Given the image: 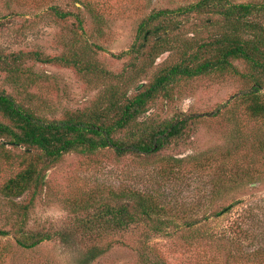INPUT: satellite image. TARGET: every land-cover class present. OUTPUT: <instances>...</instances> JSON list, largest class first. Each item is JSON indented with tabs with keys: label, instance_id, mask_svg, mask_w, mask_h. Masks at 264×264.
<instances>
[{
	"label": "rangeland",
	"instance_id": "374dc122",
	"mask_svg": "<svg viewBox=\"0 0 264 264\" xmlns=\"http://www.w3.org/2000/svg\"><path fill=\"white\" fill-rule=\"evenodd\" d=\"M198 1L0 0V51L4 55L35 51L51 57L67 54L91 67L82 75L71 66L26 59L22 72L17 73L20 85L0 69V90L30 104L49 120L105 105L109 88L117 83L132 96L139 84L150 82L163 68L177 63L186 42L216 33L192 32L204 30L206 16L177 17L175 21L185 27L169 32L174 42L156 57L153 46L159 36H166L157 28L165 23L154 21L148 38L140 32L141 25L154 12ZM53 7L71 16L56 18ZM234 64L241 72L249 71L243 61ZM40 74L47 77L30 85V77ZM251 88L250 80L232 73L181 80L152 100L138 121L120 135L131 141L141 131L163 128L183 115H205L181 139L151 156L119 157L113 149L65 154L44 171V185L33 201L31 193L17 200L31 206L30 228L51 232L54 239L26 249L17 244L13 234L0 236V264H81L94 245L109 249L90 264H259L232 258L228 252L236 246L223 248L188 228L196 224L221 237L248 205L264 207V116L251 115L241 98ZM224 104L227 106L222 109ZM218 108L221 114L212 115ZM5 150L11 159L4 158L0 148V229L14 232L20 215L3 198L1 188L24 167L25 148L7 145ZM122 192L132 199L133 194L152 197L171 221V229L152 232L146 221L125 232L84 233L81 226L85 222L95 226L94 216L104 206L128 200L127 196L117 197ZM231 204H236L231 213L210 216ZM255 210L261 212L260 207ZM64 230L69 239L62 238ZM260 239L264 242V221L254 225L245 246L254 250ZM142 243L145 258L140 254Z\"/></svg>",
	"mask_w": 264,
	"mask_h": 264
},
{
	"label": "trees",
	"instance_id": "16d2710c",
	"mask_svg": "<svg viewBox=\"0 0 264 264\" xmlns=\"http://www.w3.org/2000/svg\"><path fill=\"white\" fill-rule=\"evenodd\" d=\"M53 15L59 19H67L69 12H63L58 7L52 8ZM185 16H206L204 30L192 32H216L208 39H192L185 43L182 58L175 64L163 68L148 83H141L132 96L128 91H122L120 83L109 88L107 102L103 106L88 111L68 112L58 120H49L38 114L34 107L23 101H18L13 95L0 90V148L5 152L4 158L11 159L6 146L24 147V167L11 177L1 188V195L10 202L20 215L18 227L13 231L0 229V236L13 234L17 244L31 249L45 241L54 239L51 232L36 231L28 223L30 204L17 201L28 193L32 194V201L37 197L44 185V171L51 164L58 162L70 152L92 154L103 149H113L119 157L128 154L151 156L165 149L173 141L181 139L188 129L197 123L203 115H183L163 128L143 130L134 140L128 141L121 137L123 130L133 126L146 111L148 104L162 93H167L171 87L184 79H191L201 75L232 73L240 75L252 82V88L242 93L241 98L247 104V111L253 116H264V2H241L233 0H200L188 6L176 9H163L154 12L141 25L140 32L144 38L152 33L150 26L154 21L163 20L157 29H163L164 35L157 38L152 52L156 57L170 49L174 42L169 32L182 30L185 25L175 19ZM207 26V27H206ZM212 28L211 30L209 28ZM203 29V27H202ZM197 35V33H196ZM26 59L45 64H61L74 67L78 73L85 75L91 67L83 65L81 59L67 54L60 56H45L40 52H19L4 55L0 51V69L7 71L16 85L21 81L17 73L23 70ZM243 61L248 67L247 73L241 72L234 61ZM33 74V73H31ZM46 78L42 74L30 77V85ZM118 78V76H116ZM23 85V84H22ZM33 97V96H31ZM227 104H224L223 109ZM212 113L221 114L222 109ZM126 193H118L117 197H125ZM126 197L127 201L117 205L104 206L99 214L94 216L95 226L85 222L81 226L84 233L103 235L109 231L125 232L140 222L151 224V231L166 232L171 229V221L165 217L161 206L156 205L152 197L143 194H133ZM255 205V204H254ZM236 204H231L221 210L211 213L217 218L232 212ZM260 207L257 213L255 208ZM208 219V218H207ZM102 222L98 225V221ZM264 221V207L247 206L243 209L236 224L232 225L221 237L209 233L196 224L188 225L201 238L214 240L222 247L231 248L230 256L238 260L255 261L264 264V242L254 250H248L246 241L253 236V227ZM90 226H86V225ZM98 226H97V225ZM182 229L177 227V231ZM60 233V232H59ZM58 233V234H59ZM62 238L69 239L64 230ZM257 237V236H254ZM258 239V238H257ZM109 248L101 245L92 246L81 264L92 263L98 255ZM145 244L142 243L140 254L145 258ZM3 254H0V259ZM166 264V263H164Z\"/></svg>",
	"mask_w": 264,
	"mask_h": 264
}]
</instances>
